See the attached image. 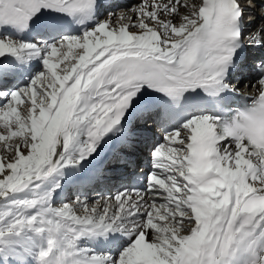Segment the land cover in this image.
I'll list each match as a JSON object with an SVG mask.
<instances>
[{"label":"snow or ice","instance_id":"snow-or-ice-1","mask_svg":"<svg viewBox=\"0 0 264 264\" xmlns=\"http://www.w3.org/2000/svg\"><path fill=\"white\" fill-rule=\"evenodd\" d=\"M101 7L0 0V264H264V0H136L60 35ZM8 56L43 68L13 90ZM245 66L251 97L230 78ZM200 92L215 114L182 118ZM110 133L118 159L152 142L151 170L90 197Z\"/></svg>","mask_w":264,"mask_h":264},{"label":"bare ground","instance_id":"bare-ground-1","mask_svg":"<svg viewBox=\"0 0 264 264\" xmlns=\"http://www.w3.org/2000/svg\"><path fill=\"white\" fill-rule=\"evenodd\" d=\"M128 1H130V0H126L125 3H127ZM191 1H192V0H191ZM135 2H136V0H131V4L128 5L127 7H131V5H132L133 3H135ZM113 10H114V9H113ZM98 18H99V16H98ZM94 26H95V25H94ZM94 26H90L88 29H90V28H92V27H94ZM35 41H36V40H35ZM7 62L10 63V64H22L23 67H24V69H25V71L23 72V74L27 77V79H29V77H30L31 75H33V73H35L34 71L37 70V68H38L39 66H43L42 61H41L40 59H38V58H30V57H29V58H24V59H22V60L9 59ZM29 66H30V69L28 70ZM31 66H32V67H31ZM34 68H35V69H34ZM41 69H42V68H41ZM36 72H37V71H36ZM245 75H246V74L243 73L242 76L238 77L237 79H238L239 81H241V80L245 77ZM254 76H255L254 72L251 71V72H250V77L248 78V80L253 79ZM8 79H9V81H10L11 88H12L13 90H14L15 88H17V85L19 84V80H18L17 76H15V77H9ZM252 82L255 83V81H252ZM108 135H109V136H113V139H112V140H109L107 144H105L104 141L101 142L102 148L98 147V149H97V151L99 152V155L97 156V155L94 153V154H93V157H94V158H93V157H89V161H90L91 163H90V164H87V163H86V164H85V167H86V168H92V169H95V168L101 166L102 161H103L105 158H107L108 155H110V154L113 152L114 147H116L115 149L118 148V143L116 142L115 135L112 134V133H110V134H108ZM117 135H118V134H117ZM104 139H105V140H108V136H106ZM161 139H162V138H161ZM140 145L144 146L145 143H144V142H141ZM150 150H151V149H149V152H148V153H150ZM144 157H145V156H143L142 160H143V161H146L147 158H144ZM149 157H150V155H149ZM124 161H125L126 164H130L132 161L137 162V157H134L133 159H130V158L126 159V158H125ZM149 163H150V161H149ZM149 163H148V164L144 163V171H143L142 174H140V176L142 177V182L145 181V178H146V176H147V173L151 170V166H150ZM132 166H133V165H132ZM132 168H133V169H132L131 172H135L136 169H134V167H132ZM112 172H114V171H112ZM112 172H110V174H109L110 177L105 176V177L102 179V181H103V182H106V183H108V184H114V183L119 182V185H118V186H115V187H113V189H111V191H112L113 193H115L116 190H117L118 188H120V187H126V186H129L128 181H126L125 179H122V178H121V179H119V180L116 181V180L113 178V176H115L116 174H119V172H121V171H117L118 173H112ZM67 174H68V173H67V170H65V173H64L65 178L67 177ZM92 189H95V191H98V190H99V189L96 187V184H95L94 186H92V187L87 188V189H86V194H88L90 197H94V196L97 194V192H91ZM99 192H101V191H99ZM68 195H69V190H68L67 187H65V191H64V193H63L60 197L57 198V200H59V201H57V202H63V201L65 200V197H67ZM55 206H57V205H55Z\"/></svg>","mask_w":264,"mask_h":264},{"label":"rangeland","instance_id":"rangeland-1","mask_svg":"<svg viewBox=\"0 0 264 264\" xmlns=\"http://www.w3.org/2000/svg\"><path fill=\"white\" fill-rule=\"evenodd\" d=\"M119 6H120V5H119ZM41 68H42V67H40V68L37 70V72H36L35 74L39 73V72L42 70ZM35 74H34V75H35ZM34 75H33V76H34ZM33 76H32V77H33ZM27 84H28V83H27ZM25 85H26V84H24V85H22V86H25ZM20 87H21V86H20ZM158 142H159V140H158ZM143 152H144L143 154H145V155L147 154V155H148V153H147L146 151H143ZM57 201H59V200H57ZM60 203H61V202H57L56 205H57V206H60Z\"/></svg>","mask_w":264,"mask_h":264}]
</instances>
